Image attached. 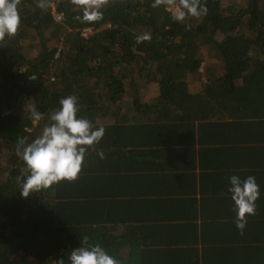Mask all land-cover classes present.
I'll use <instances>...</instances> for the list:
<instances>
[{"label": "trees", "instance_id": "1", "mask_svg": "<svg viewBox=\"0 0 264 264\" xmlns=\"http://www.w3.org/2000/svg\"><path fill=\"white\" fill-rule=\"evenodd\" d=\"M39 2L18 0L20 28L0 39V264H59L62 258L69 264L72 250L97 243L121 264H136L145 253L134 243L127 249L128 241L104 229L120 217L106 216L114 201L102 188V166L121 165L124 174L108 176L127 184L132 162L123 153L131 146L134 155L145 138L160 146L165 129L175 126L174 107L182 110L183 123L212 103L244 105L250 117L264 121V0H256L255 8L253 0L245 7L203 0L207 14L183 22L173 18L169 0L158 7L153 0H101L102 18L91 22L78 19L85 7L79 0H47L44 9ZM88 27L94 33L83 38ZM142 35L150 39L138 43ZM202 77L204 91L191 94L190 83ZM153 85L159 95L147 102ZM68 95L78 97V116L103 126L105 135L89 148L75 181L23 198L29 171L16 154L17 140L38 136ZM33 105L43 113L36 126ZM260 127L250 133V144L263 145Z\"/></svg>", "mask_w": 264, "mask_h": 264}, {"label": "crops", "instance_id": "2", "mask_svg": "<svg viewBox=\"0 0 264 264\" xmlns=\"http://www.w3.org/2000/svg\"><path fill=\"white\" fill-rule=\"evenodd\" d=\"M207 84L190 83L189 90L200 94ZM212 105L185 123L174 107L175 126L165 129L160 146L145 138L134 155L129 146L123 153L132 162L127 184L108 176L124 174L121 165L102 166V188L114 201L106 216L120 217L115 224L105 218L104 229L128 241L127 249L134 243L145 253L136 264H264V142H249L264 121L250 117L244 105ZM231 175L255 176L260 186L256 215L247 218L243 234L227 193Z\"/></svg>", "mask_w": 264, "mask_h": 264}, {"label": "clouds", "instance_id": "3", "mask_svg": "<svg viewBox=\"0 0 264 264\" xmlns=\"http://www.w3.org/2000/svg\"><path fill=\"white\" fill-rule=\"evenodd\" d=\"M85 5L83 16L78 17L83 21H95L102 18L99 11L101 0H79ZM162 0H153L152 6L158 7ZM173 18L177 22H183L188 16L200 17L207 14V7L203 0H178L173 3ZM38 6L42 9L49 5L47 0H40ZM60 19V17H58ZM21 25V16L18 8V0H0V39L5 36H13ZM109 27V26H108ZM85 28L81 31L83 38ZM150 36L137 37V42L148 40ZM61 50H58V53ZM58 55V54H57ZM80 111L78 97L68 95L59 100V107L49 114V124H46L40 134L30 142L25 137H20L16 144V154L24 161L29 175L23 179L21 196L29 198L31 193L48 188L61 181H75L82 170L83 163L89 148L100 143L105 135L103 126H95L91 120L78 116ZM30 117L33 121L43 119V113L35 105L30 109ZM35 125V124H34ZM36 126V125H35ZM97 155L103 159L104 153L96 149ZM227 193L233 202L235 211V225L243 234L248 217L256 215V201L260 197V186L255 176L249 175L241 178L231 175L228 178ZM224 193H221L223 195ZM85 241L87 237L84 238ZM69 264H121L115 256L111 255L99 243L94 245H82L72 250L68 256ZM59 264H64L63 258Z\"/></svg>", "mask_w": 264, "mask_h": 264}, {"label": "rangeland", "instance_id": "4", "mask_svg": "<svg viewBox=\"0 0 264 264\" xmlns=\"http://www.w3.org/2000/svg\"><path fill=\"white\" fill-rule=\"evenodd\" d=\"M222 1L224 2V5L226 7H228V6L245 7V6H247V4L249 2V0H222ZM169 10L174 14V7H173V5L172 6H169ZM56 47H58V45L56 43H53L52 48H54L56 50ZM203 54L206 55V52L203 51ZM204 67H205V63L202 65V69H201L202 72L204 70ZM136 75H137V79L136 80L137 81H141V79L139 78V76H138L137 73H136ZM201 80H205V78L202 77ZM197 85L199 86V85H201V83H198ZM152 89H154V90H153L152 93L148 94V97H147V100H146L147 102L153 101L159 95V88H158L157 85H153V88ZM34 124H37V121H34Z\"/></svg>", "mask_w": 264, "mask_h": 264}, {"label": "built area", "instance_id": "5", "mask_svg": "<svg viewBox=\"0 0 264 264\" xmlns=\"http://www.w3.org/2000/svg\"><path fill=\"white\" fill-rule=\"evenodd\" d=\"M88 33H92V31H91V30H89V29H88V30H85V32H84V34H83V35H84V36H88Z\"/></svg>", "mask_w": 264, "mask_h": 264}, {"label": "water", "instance_id": "6", "mask_svg": "<svg viewBox=\"0 0 264 264\" xmlns=\"http://www.w3.org/2000/svg\"><path fill=\"white\" fill-rule=\"evenodd\" d=\"M256 0H253V7L255 8Z\"/></svg>", "mask_w": 264, "mask_h": 264}]
</instances>
